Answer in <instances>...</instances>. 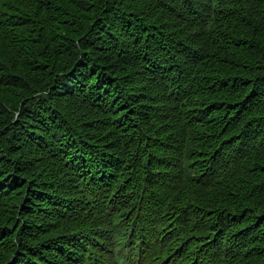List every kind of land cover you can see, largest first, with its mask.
Segmentation results:
<instances>
[{
  "label": "trees",
  "instance_id": "obj_1",
  "mask_svg": "<svg viewBox=\"0 0 264 264\" xmlns=\"http://www.w3.org/2000/svg\"><path fill=\"white\" fill-rule=\"evenodd\" d=\"M117 212L264 264V0H0V264H117Z\"/></svg>",
  "mask_w": 264,
  "mask_h": 264
}]
</instances>
